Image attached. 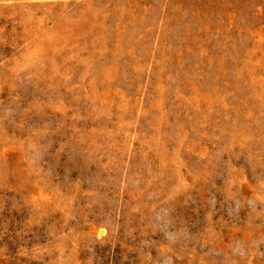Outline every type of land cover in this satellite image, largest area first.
<instances>
[{"label":"rangeland","instance_id":"1","mask_svg":"<svg viewBox=\"0 0 264 264\" xmlns=\"http://www.w3.org/2000/svg\"><path fill=\"white\" fill-rule=\"evenodd\" d=\"M0 264H264V0H0Z\"/></svg>","mask_w":264,"mask_h":264}]
</instances>
